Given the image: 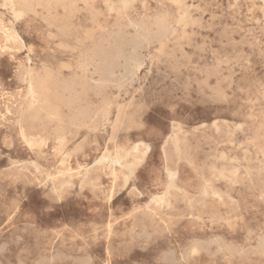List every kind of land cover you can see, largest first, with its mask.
<instances>
[{"label":"rangeland","instance_id":"obj_1","mask_svg":"<svg viewBox=\"0 0 264 264\" xmlns=\"http://www.w3.org/2000/svg\"><path fill=\"white\" fill-rule=\"evenodd\" d=\"M45 1L15 16L0 0V264H264V0H182L190 17L183 30L170 0H67V30L66 11ZM122 1L133 20L165 13L176 30L162 51L155 41L133 49L131 27L128 43L110 46L113 81L89 95L93 106L114 102L108 118L75 134L67 121H18L25 71L45 66L60 81L72 79L83 30L95 19L116 31L120 19L109 8ZM131 58L140 68L127 72ZM117 106L122 121H115ZM173 126L179 151L169 140ZM139 142L149 147L141 159L131 150ZM116 154L124 166L110 164Z\"/></svg>","mask_w":264,"mask_h":264},{"label":"bare ground","instance_id":"obj_2","mask_svg":"<svg viewBox=\"0 0 264 264\" xmlns=\"http://www.w3.org/2000/svg\"><path fill=\"white\" fill-rule=\"evenodd\" d=\"M175 4V7L177 9V17L175 20V23H177L181 29H184V26L189 22V13L187 11V9L183 6V2L182 0H170ZM5 4H7L9 6V8L12 10V12L14 13L15 16H19L21 12H24L26 10H30L34 4H40L41 0H4ZM45 6L48 9H54L57 6H61L65 11H66V17L63 21V30H67L68 25L70 24L69 19H70V15L73 12V6L71 5V3H69L67 0H46L45 1ZM110 10H115L117 13V16L119 17L120 21H118L116 23L117 29L114 32H109L108 27L106 24L102 25L100 24L97 20L93 19L92 21V25L89 28H86L83 30V35L82 37L79 38L80 44L82 46H84V50L82 52V60L80 61V63L76 66V68L78 69V73L75 74V76L72 79L69 80H65V81H60L58 80L54 73H52V71H50L47 67L43 66L40 70H34V69H27L23 75V81L26 82L27 84V93H26V105L21 107L19 110V119L18 121H25L29 126H33L36 122H40V121H67V124L69 126L74 127V131L72 130H67V132L69 134H75L76 130L81 127L84 126L85 124H87L88 122H93L96 121L97 118L101 117V118H106L109 114L110 108L112 106V103L109 99L105 98L101 103L97 104L96 106H93L91 99L89 98L90 92L93 91L94 95H97L100 90L101 87L110 84L109 81H113L109 79V75L111 74V70H112V65L114 64L113 62V53L111 50V45L116 44V47L119 48V45H125L126 43H128V37H125V29L127 27H131L134 32H135V41L133 42V49L141 44L140 42H145V44H149L150 42H157L158 43V50L162 51L165 44H167L166 42L169 39V35H171L173 32L175 33V28L171 25V21H169L167 19V15L165 13H161L158 14L156 16L153 17V19L151 21H135L133 20L127 13V9H128V4L126 1H122L121 4L119 6H111L109 8ZM64 12V11H63ZM101 15V14H100ZM142 17V16H141ZM263 19V18H262ZM91 21V20H90ZM46 23V22H45ZM53 24V23H52ZM115 26V28H116ZM59 27V26H58ZM112 28V26H111ZM5 29V28H4ZM7 29V28H6ZM74 31V30H73ZM134 32H133V37H134ZM52 34V33H51ZM127 34V33H126ZM131 35V33H130ZM182 37V36H181ZM14 39V38H13ZM10 40V39H7ZM18 40V39H17ZM16 41V40H15ZM22 41V40H21ZM8 42V41H6ZM13 42V40H12ZM10 43V41H9ZM8 43V44H9ZM19 44H22L20 42H18ZM16 44V43H15ZM18 44V46H19ZM143 44V43H142ZM251 45V44H249ZM6 46V45H5ZM17 46V47H18ZM25 46V45H24ZM115 46V45H114ZM128 46V45H127ZM144 46V45H143ZM7 47V46H6ZM14 47V46H13ZM65 48V47H64ZM129 48V47H128ZM147 48V46H146ZM16 49V48H15ZM121 49V47H120ZM127 49V48H126ZM182 49V50H181ZM17 50V49H16ZM172 50V49H171ZM179 50L183 51V48H180ZM119 51V50H118ZM138 51V50H137ZM155 51V50H154ZM6 52V51H5ZM172 52V51H170ZM175 52V51H173ZM185 52V51H183ZM118 53V52H117ZM179 53V51H178ZM175 54V53H173ZM127 55V54H126ZM186 55V54H185ZM184 55V56H185ZM171 56V55H170ZM175 56V55H174ZM187 56V55H186ZM185 58H188L186 57ZM118 57V56H117ZM138 57V56H137ZM190 57V56H189ZM192 57V55H191ZM176 58V56L174 57ZM183 58V57H182ZM173 59V58H172ZM152 60V59H151ZM177 60V59H175ZM183 60V59H182ZM218 60V59H217ZM29 61V59H28ZM129 61V60H128ZM143 61V59H142ZM190 61V59H189ZM19 63V62H18ZM70 63V62H69ZM124 63V61H123ZM164 63V61H163ZM190 63V62H189ZM41 64V62H40ZM143 64V63H142ZM161 64V63H160ZM169 64V63H168ZM175 64V63H172ZM170 64V65H172ZM118 65V64H117ZM116 65V66H117ZM164 65V64H163ZM187 65V64H186ZM186 65L183 66L181 68H186ZM225 65V64H224ZM93 66V70L90 71V67ZM177 66V64H176ZM122 67V65H121ZM138 67L140 68V63L137 59L131 58L130 62L128 63V71L127 72H131L133 69H138ZM163 67V66H162ZM170 67H174L173 65ZM194 67V66H193ZM217 67V66H216ZM215 67V68H216ZM17 68V67H16ZM154 68V66H153ZM196 68V67H195ZM195 68H193L195 70ZM199 68V67H198ZM168 69V68H167ZM171 69V68H170ZM175 69V68H174ZM191 69V68H188ZM14 70V69H13ZM18 70V69H17ZM166 70V69H164ZM163 70V72H164ZM177 70V68H176ZM175 70V71H176ZM204 70H205V66H204ZM16 71V70H14ZM116 71V70H115ZM120 71V70H119ZM154 71V70H153ZM159 71V70H157ZM161 71V70H160ZM196 71V70H195ZM198 71V70H197ZM206 71H208L206 69ZM17 72V71H16ZM98 73V78L96 80H93L91 75L93 73H95L97 75ZM135 72V71H134ZM162 72V73H163ZM169 72V71H168ZM167 72V73H168ZM173 72V71H172ZM199 72V71H198ZM159 73V72H158ZM176 73V72H175ZM178 73V72H177ZM205 73V72H204ZM213 73V72H212ZM211 73V74H212ZM94 74V75H95ZM115 74V73H114ZM143 74V73H142ZM174 74V73H173ZM201 74V73H200ZM158 75V74H157ZM202 75V74H201ZM204 75V74H203ZM208 75V74H207ZM205 75V76H207ZM17 76V75H16ZM15 76V77H16ZM125 76V75H124ZM133 76V75H132ZM136 76V75H135ZM168 76V74H167ZM180 76V75H179ZM178 76V77H179ZM212 76V75H211ZM127 77H130L129 74L127 73ZM170 77V76H169ZM186 77V75H185ZM194 77V76H193ZM214 77V76H213ZM224 76L222 75L223 78ZM187 78V77H186ZM210 78V77H208ZM207 78V79H208ZM15 79V78H14ZM146 79V78H145ZM232 79V78H231ZM16 80V79H15ZM90 80L94 81V87L92 89L91 85H90ZM116 80V79H115ZM127 80V79H125ZM123 80V82L125 81ZM155 80V79H154ZM162 80V79H161ZM205 80V77L204 79ZM202 80V81H203ZM117 81V80H116ZM114 81V82H116ZM135 81V80H134ZM150 81V80H149ZM152 81V80H151ZM156 81V80H155ZM160 81V80H159ZM164 81V80H163ZM184 81V80H183ZM182 81V83H183ZM189 81V80H188ZM208 81V80H207ZM205 81V82H207ZM18 82V81H17ZM131 82V80H130ZM148 82V81H147ZM216 82V81H215ZM218 82V81H217ZM224 82V80H223ZM24 83V82H23ZM133 83V82H132ZM154 84V82H151L150 84ZM114 84V83H113ZM112 84V85H113ZM116 84V83H115ZM121 84V83H120ZM123 84V83H122ZM3 85V84H2ZM128 85V84H127ZM132 85V84H131ZM155 85V84H154ZM75 86H79L78 91L75 90ZM115 86V85H114ZM1 87V86H0ZM16 87V86H15ZM132 87V86H131ZM150 87V85H149ZM170 87V85H169ZM25 88V87H24ZM114 88V87H112ZM118 88V87H117ZM124 88V87H123ZM146 88V87H145ZM211 87H209L208 89H210ZM22 89V87H21ZM119 89V88H118ZM121 90V88H120ZM170 90V88H169ZM175 90V89H174ZM211 90V89H210ZM20 91V90H19ZM22 91V90H21ZM59 91L62 92H66L67 95L62 98L61 96H59ZM128 91V89H127ZM126 91V92H127ZM171 91V90H170ZM176 91V90H175ZM2 92V90H1ZM7 92V91H6ZM119 92V91H118ZM129 92V91H128ZM3 93H5L3 91ZM148 93V91H147ZM146 93V94H147ZM218 93V92H217ZM216 93V94H217ZM119 94V93H118ZM127 94V93H126ZM211 94V93H210ZM10 95V94H9ZM8 95V96H9ZM115 96V95H114ZM118 96V95H117ZM184 96V94H183ZM216 96V95H214ZM8 98V97H7ZM6 97L4 99H7ZM13 98V97H12ZM186 98V97H185ZM223 98V97H222ZM10 99V98H9ZM14 100V99H13ZM11 100V101H13ZM17 103V102H16ZM15 103V104H16ZM3 104V103H2ZM10 104V103H9ZM144 104V101H143ZM147 104V103H146ZM4 106V104H3ZM145 106V105H144ZM11 107V106H9ZM8 107V108H9ZM62 107H66L68 110V114L69 115H64V113L62 112L61 108ZM4 108V107H3ZM145 108V107H144ZM2 109V105L0 108V111ZM11 109V108H10ZM13 109V107H12ZM11 109V110H12ZM117 110V117L115 121H122V115L124 113L123 109L124 107L122 106H117L116 108ZM5 111V110H4ZM2 111V112H4ZM13 114V113H12ZM1 115V114H0ZM5 115V114H4ZM10 115V114H9ZM14 116V115H13ZM11 117V116H10ZM7 117V118H10ZM108 118V117H107ZM4 119V118H3ZM5 120V119H4ZM1 121V120H0ZM114 121V120H113ZM141 121V120H140ZM226 122V121H224ZM3 123V122H2ZM139 123V122H138ZM216 123V120H215ZM5 124V123H4ZM91 124V123H90ZM140 124V123H139ZM212 124V123H211ZM217 124V123H216ZM135 125V124H134ZM137 125V124H136ZM179 125V124H178ZM181 125V124H180ZM215 126V125H214ZM140 127V126H139ZM217 127V126H216ZM241 127V126H240ZM104 128V127H103ZM112 128V127H111ZM98 130V129H97ZM95 132V131H94ZM111 132V131H110ZM22 135H26V132L24 130H21ZM114 133V132H113ZM179 128L177 126H173L172 131H171V135L169 136V140L171 143V146L173 147V149H175L176 151L180 150V138H179ZM27 134H30L27 132ZM66 132H61L60 134L57 135V139L59 142H63L66 137H65ZM259 136V135H258ZM110 137V136H109ZM10 138V137H9ZM110 140V139H109ZM4 142V141H3ZM25 142V141H24ZM5 143V142H4ZM11 143V142H10ZM147 143V142H146ZM76 144V143H75ZM167 145V144H166ZM148 145L143 143V142H139L136 143L135 145L133 144V147L131 148L132 151H134L135 153L137 152V154H140V157H138L139 159H141L148 150ZM8 149V147H7ZM183 152V151H182ZM128 153V152H127ZM126 153V155H127ZM7 154V153H6ZM175 154V153H174ZM217 154V153H216ZM170 155V154H169ZM2 157V156H1ZM6 157V156H5ZM179 157V156H178ZM262 157V156H261ZM8 158V157H7ZM106 156L103 155L102 159H105ZM138 159V160H139ZM14 160V159H13ZM128 160V159H127ZM132 160V159H131ZM136 160V159H135ZM15 161V160H14ZM107 161V160H105ZM130 161V160H129ZM10 162V161H9ZM18 162V161H17ZM29 162V161H28ZM110 164H116L119 165H123L125 163H123V157L119 154H116L112 159H110ZM136 162V161H135ZM16 162H14L13 164H15ZM19 163V162H18ZM30 163V162H29ZM27 163V164H29ZM9 164V163H8ZM7 164V165H8ZM11 164V163H10ZM25 164V163H24ZM26 164V165H27ZM109 164V163H108ZM133 165H135L134 163H132ZM131 164V166H132ZM18 165V164H17ZM20 165V164H19ZM25 165V166H26ZM24 166V165H22ZM24 166V167H25ZM36 166V165H35ZM38 166V165H37ZM136 166V165H135ZM13 167V166H12ZM18 167V166H17ZM34 167V166H33ZM109 167V166H106ZM6 168V167H4ZM8 168V167H7ZM16 168V167H15ZM38 168V167H37ZM99 169V168H98ZM97 169V170H98ZM108 169V168H107ZM106 169V170H107ZM1 170V169H0ZM7 170V169H5ZM10 170V169H9ZM16 170V169H15ZM14 170V172H16ZM25 170V169H24ZM23 170V171H24ZM92 170V169H90ZM95 170V169H94ZM235 170V169H234ZM18 171V170H17ZM39 171V170H38ZM102 171H104L102 169ZM112 171V170H111ZM114 171V170H113ZM112 171V172H113ZM196 171V170H195ZM237 171V170H236ZM11 172V171H10ZM27 172V171H26ZM90 172V171H89ZM4 173V172H3ZM8 173V172H7ZM18 173V172H17ZM16 173V174H17ZM28 173V172H27ZM26 173V174H27ZM93 173V172H92ZM114 173V172H113ZM167 173V172H166ZM23 174V173H21ZM40 174V173H39ZM91 174V173H89ZM173 173L169 172V176H171ZM235 174V173H234ZM18 175H20L18 173ZM25 175V174H24ZM101 175V174H100ZM236 175V174H235ZM26 176V175H25ZM24 176V177H25ZM28 176V175H27ZM23 177V176H22ZM126 177V176H125ZM5 178V177H4ZM13 178V176H12ZM19 178V177H17ZM98 178V177H97ZM115 178V177H114ZM223 178V176H222ZM8 179V178H7ZM10 179V178H9ZM28 179V178H27ZM34 179V178H33ZM128 179V178H127ZM31 180V179H30ZM91 180V179H90ZM97 180V179H96ZM27 181V180H25ZM39 181V180H38ZM98 181V180H97ZM31 182V181H30ZM35 182V181H34ZM34 182H32V184H34ZM210 182V181H209ZM114 184V182L112 183ZM36 185V184H35ZM39 185V184H38ZM100 185V184H99ZM98 185V186H99ZM1 186V185H0ZM45 186V185H44ZM61 186V185H60ZM85 186V185H84ZM125 186V185H123ZM50 187V186H49ZM95 187V186H94ZM113 187V186H112ZM4 188V187H3ZM51 188V187H50ZM59 188V187H58ZM61 188V187H60ZM92 189V188H91ZM113 189V188H112ZM72 190V189H71ZM94 190V189H93ZM52 191V190H51ZM58 191V190H57ZM99 191V189H98ZM111 191V190H110ZM4 192V191H3ZM100 192V191H99ZM112 192V191H111ZM55 193V190H54ZM113 193V192H112ZM218 193V192H217ZM216 193V194H217ZM60 194V193H59ZM183 194V193H182ZM230 194V193H229ZM112 195V194H111ZM116 195V194H114ZM128 195V194H127ZM50 196V194H49ZM130 196V195H128ZM134 196V195H133ZM111 197V196H110ZM155 197V196H154ZM51 198V197H50ZM61 198V196L59 197ZM164 198V197H163ZM150 200V199H149ZM148 200V201H149ZM163 200V199H162ZM147 201V202H148ZM19 202V201H18ZM152 202V201H151ZM21 203V202H20ZM151 204V203H150ZM145 207V206H144ZM143 207V208H144ZM167 207V206H166ZM18 208V207H17ZM147 208V207H146ZM146 210V209H144ZM15 211V210H14ZM138 211V209H137ZM134 211H132L133 213ZM2 214V213H1ZM154 217V216H153ZM120 218V217H119ZM125 218V217H124ZM129 218V217H128ZM150 220V219H149ZM116 221V220H115ZM118 221V220H117ZM140 222V220H139ZM144 222H142L141 224H143ZM27 224V223H26ZM91 224V223H90ZM138 223H136L137 225ZM152 224V223H151ZM210 225V223H209ZM64 226V225H63ZM92 227V225H90ZM109 226V225H108ZM138 226V225H137ZM142 226V225H141ZM158 226V225H157ZM19 227V226H17ZM16 227V228H17ZM131 227V226H130ZM144 227V226H143ZM14 228V227H13ZM65 228V227H64ZM96 228V226H95ZM109 228V227H108ZM141 228V227H140ZM33 229V228H32ZM35 229V228H34ZM60 229V228H59ZM58 229V230H59ZM144 229V228H143ZM142 229V230H143ZM154 229V228H153ZM147 230V229H146ZM145 230V231H146ZM155 230V229H154ZM13 231V230H12ZM96 231V230H95ZM98 231V230H97ZM157 231V230H156ZM34 232V230H33ZM32 232V233H33ZM39 232V231H38ZM130 232V231H129ZM142 232V231H141ZM160 232V231H159ZM247 232V231H246ZM11 233V232H10ZM35 233V232H34ZM52 233V231H51ZM50 233V234H51ZM31 234V233H30ZM36 234V233H35ZM56 234V233H55ZM60 234V233H58ZM62 234V233H61ZM160 234V233H159ZM10 235V234H9ZM23 235V233H22ZM44 235V234H43ZM104 235V234H103ZM106 235V234H105ZM130 236V234H128ZM137 235V234H136ZM154 235V234H153ZM157 235V234H156ZM57 236V235H56ZM158 236V235H157ZM155 236V237H157ZM161 236H164V234H162ZM264 236V235H263ZM21 237V236H20ZM41 237V236H40ZM45 237V236H44ZM132 237V236H131ZM144 237V236H143ZM152 237V235H151ZM219 237V236H218ZM217 237V238H218ZM245 237V236H244ZM243 237V238H244ZM48 238V237H47ZM55 238V237H54ZM133 238V237H132ZM136 238V237H135ZM134 238V239H135ZM216 238V237H213ZM38 239V237L36 238V240ZM58 239V238H57ZM73 238H70V240ZM142 239V238H140ZM151 239V238H150ZM158 239V238H157ZM262 239V238H261ZM14 240V239H13ZM54 240V239H52ZM131 239H129L130 241ZM155 240V239H154ZM193 240V239H192ZM215 240V239H214ZM220 240V239H219ZM245 240V239H244ZM41 241V240H40ZM39 241V242H40ZM49 241V240H48ZM135 241V240H134ZM143 241V240H142ZM156 241V240H155ZM189 241V240H188ZM191 241V240H190ZM196 241V240H194ZM199 241V240H198ZM201 241V240H200ZM211 240H209V243ZM230 241V240H229ZM234 241V240H233ZM23 242V241H22ZM54 242V241H53ZM132 241H130V243H132ZM137 242V241H136ZM139 242V241H138ZM141 242V241H140ZM148 242V241H147ZM197 242V241H196ZM202 242V241H201ZM213 242V241H212ZM244 242V241H243ZM9 243H11L9 241ZM14 243V242H13ZM28 243V242H27ZM36 243V242H35ZM41 243V242H40ZM60 243H64V242H60ZM122 243V242H120ZM124 243V242H123ZM153 243V241H152ZM198 243V242H197ZM217 244V242H215ZM214 243V244H215ZM224 243V242H223ZM222 243V244H223ZM259 243V242H258ZM15 244V243H14ZM127 244V243H126ZM141 244V243H140ZM145 244V243H144ZM192 244V242H191ZM212 244V243H211ZM230 244V243H229ZM257 244V243H256ZM36 245V244H35ZM40 245V244H38ZM65 245V243L63 244ZM118 245V244H117ZM125 245V244H124ZM133 245V244H132ZM171 245V244H170ZM190 245V244H189ZM210 245V244H209ZM221 245V244H220ZM219 245V246H220ZM31 246V245H30ZM212 246V245H210ZM209 246V247H210ZM256 246V245H255ZM76 247V246H75ZM87 247V246H86ZM107 247V246H106ZM149 247V246H148ZM188 247V246H187ZM237 247V246H236ZM24 248V247H23ZM22 248V249H23ZM77 248V247H76ZM75 248V249H76ZM118 248V247H117ZM172 248V247H171ZM184 248V247H183ZM220 248V247H219ZM245 248V247H244ZM31 249V248H30ZM36 249V248H35ZM61 249V248H60ZM69 249V248H68ZM72 249V248H70ZM85 249V248H84ZM109 249V248H107ZM178 249V248H177ZM176 249V250H177ZM241 249V248H240ZM249 249V248H248ZM251 249V248H250ZM254 249V248H253ZM263 249V248H260ZM46 250V249H45ZM65 250V249H64ZM77 250V249H76ZM80 250V248H79ZM184 250V249H183ZM252 250V249H251ZM256 250V249H255ZM19 251V250H18ZM43 251V250H42ZM49 251V250H48ZM74 252V249L72 250ZM123 251V250H122ZM163 251V250H162ZM205 251V250H204ZM220 251V250H219ZM222 251V250H221ZM228 251V250H225ZM224 251V252H225ZM234 251V250H233ZM63 252V251H62ZM67 252V250H66ZM72 252V253H73ZM118 252V250H117ZM167 252V251H166ZM244 252V251H243ZM262 252V251H261ZM260 252V253H261ZM41 253V252H40ZM44 253V252H43ZM69 253V252H68ZM78 253V252H77ZM124 253V252H123ZM126 253V252H125ZM206 253V252H205ZM264 253V251H263ZM49 254V252H48ZM67 254V253H66ZM83 254V253H82ZM81 254V255H82ZM114 254V253H113ZM116 254V253H115ZM122 254V253H121ZM119 254V255H121ZM160 254V253H159ZM201 254V253H200ZM216 254V253H215ZM236 254V253H235ZM234 254V255H235ZM239 254V253H238ZM243 254V253H241ZM118 255V254H117ZM177 255V254H176ZM204 255V254H203ZM213 255V254H212ZM237 255V254H236ZM244 255V254H243ZM5 256V255H4ZM158 256V255H157ZM201 256V255H200ZM224 257V255H222ZM233 256V255H232ZM241 256V255H240ZM19 257V256H18ZM92 257V256H91ZM94 257V256H93ZM199 257V256H198ZM202 257V256H201ZM26 258V257H25ZM45 258V257H44ZM97 258V257H96ZM196 258V257H194ZM207 258V257H206ZM28 259V258H27ZM34 259V258H33ZM43 259V258H42ZM164 259H166L164 257ZM189 259V258H187ZM186 259V260H187ZM203 259V258H202ZM1 260V259H0ZM15 260V259H14ZM25 260V259H24ZM23 260V261H24ZM44 260V259H43ZM154 260V259H153ZM167 260V259H166ZM178 260V259H177ZM185 260V261H186ZM238 260V258H237ZM2 261V260H1ZM29 261V260H27ZM94 261V260H93ZM155 261V260H154ZM160 261V260H159ZM191 259L188 261L190 262ZM243 261V260H242ZM52 262V261H51ZM64 262V261H63ZM71 262V261H70ZM183 262V261H182ZM192 262V261H191ZM190 262V263H191ZM26 263V262H25ZM107 263V262H106ZM110 263V262H109ZM225 263V262H224ZM59 264V263H58ZM72 264V263H71Z\"/></svg>","mask_w":264,"mask_h":264}]
</instances>
